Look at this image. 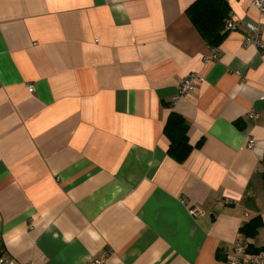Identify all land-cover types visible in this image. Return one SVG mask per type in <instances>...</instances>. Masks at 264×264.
I'll return each mask as SVG.
<instances>
[{"label": "crops", "instance_id": "crops-1", "mask_svg": "<svg viewBox=\"0 0 264 264\" xmlns=\"http://www.w3.org/2000/svg\"><path fill=\"white\" fill-rule=\"evenodd\" d=\"M194 1L0 0V253L14 264L104 250L103 264H228L256 215L264 251V49L239 26L206 60ZM226 1L264 45V11ZM171 110L194 146L182 163Z\"/></svg>", "mask_w": 264, "mask_h": 264}, {"label": "trees", "instance_id": "trees-1", "mask_svg": "<svg viewBox=\"0 0 264 264\" xmlns=\"http://www.w3.org/2000/svg\"><path fill=\"white\" fill-rule=\"evenodd\" d=\"M229 11L226 0H195L186 8V15L207 45L216 48L228 33V20L226 19L229 17ZM188 129L189 125L186 119L181 114L171 110L166 118L163 133L168 139L167 155L179 163L184 162L194 148L189 142ZM261 226V219L256 215L239 228L240 235L247 243L243 238H237V240L242 242L249 253L263 251L262 247H256L251 242Z\"/></svg>", "mask_w": 264, "mask_h": 264}, {"label": "built area", "instance_id": "built-area-1", "mask_svg": "<svg viewBox=\"0 0 264 264\" xmlns=\"http://www.w3.org/2000/svg\"><path fill=\"white\" fill-rule=\"evenodd\" d=\"M250 4L257 8L258 10L264 11V0H250ZM241 27L243 30V43L245 45H254L258 48L264 49V45L261 42V30L259 26L251 23L238 24L233 20L227 21V28L229 30ZM217 55V51L214 48L212 53L206 57V60L214 59ZM200 80L198 73L191 72L187 74L182 81L177 86V92L179 95L191 92L195 89L197 83ZM28 90L32 92L34 90L33 86L30 84L27 86ZM250 118H256L257 114L251 112L248 115ZM254 144L252 138H248L247 146L251 148ZM222 203H228L227 199H222ZM191 214L196 215V209L189 210ZM107 254L104 250L99 256L93 257L89 260V264H103V260ZM228 264H264V251H259L257 253H249L246 251L245 246L241 241L235 240L232 244V255L227 260ZM0 264H14V262L4 254L0 253Z\"/></svg>", "mask_w": 264, "mask_h": 264}]
</instances>
